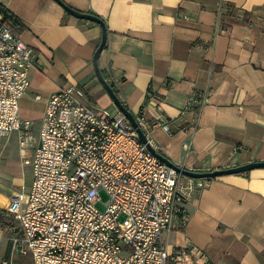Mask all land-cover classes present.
Here are the masks:
<instances>
[{"label": "crops", "instance_id": "0c3cea01", "mask_svg": "<svg viewBox=\"0 0 264 264\" xmlns=\"http://www.w3.org/2000/svg\"><path fill=\"white\" fill-rule=\"evenodd\" d=\"M60 2L104 21L98 67L128 110L168 125L151 131L158 153L197 172L264 161V0H0L33 51L19 116L34 121L35 142L48 97L64 87L82 88L91 107L119 110L95 76L101 27ZM194 92L208 98L198 114L186 108ZM30 101L40 108L28 118L21 104ZM9 135L0 140V264H33L10 253L17 222L3 210L28 192L34 148L23 158L19 132ZM184 209L187 224L178 216L162 232L170 256L264 264V168L207 179Z\"/></svg>", "mask_w": 264, "mask_h": 264}, {"label": "built area", "instance_id": "2783aa9c", "mask_svg": "<svg viewBox=\"0 0 264 264\" xmlns=\"http://www.w3.org/2000/svg\"><path fill=\"white\" fill-rule=\"evenodd\" d=\"M33 58L20 28L0 13V139L19 132L23 158L34 148L26 162L32 172L28 192L14 194L3 210L17 222L10 253L30 256L33 264H189L185 252L169 255L162 232L178 216L181 226L187 224L184 203L207 179L167 166L121 111L89 106L79 87L48 97L35 142L34 121L19 116ZM207 101L206 93L194 92L186 108L198 114ZM134 118L158 152L151 131L168 125L148 120L143 112ZM101 190L108 197L103 212L94 206L102 200Z\"/></svg>", "mask_w": 264, "mask_h": 264}, {"label": "water", "instance_id": "95a60500", "mask_svg": "<svg viewBox=\"0 0 264 264\" xmlns=\"http://www.w3.org/2000/svg\"><path fill=\"white\" fill-rule=\"evenodd\" d=\"M60 4L63 6V8L66 10V12L71 14L72 16L79 18V19H85V20L94 22L101 27V29H102L101 42H100V44H99L98 48L96 49L94 56H93V65H94L96 79L101 84V86L104 88V90L109 95V97L112 99L114 105L129 120L132 127L135 129L136 133L138 134L140 141L159 160H161L167 166L175 169L177 172L181 173L182 175L190 177V178H194V179H211V178H216V177H220V176H224V175L245 173V172L251 171V170L256 169V168H264V161L249 162L246 164L237 165V166L230 167V168H225V169H220V170H212V171H208V172L190 171V170L175 167V165L173 164V162L171 160H169L165 156L161 155L160 153H158L156 150H154L151 147V145L148 143V141L145 138L142 131L138 128L137 123H136L135 118H134V114L122 104V102L120 101V99L118 98L116 93L113 91V88L106 81V79L104 78V76L102 75V72L100 71V69L98 67V59H99V56H100V54H101V52L105 46L106 39H107V31H106V26H105L104 21L101 18H99L98 16H94L92 14L81 13V12H78V11H75V10L68 8L67 6L62 4L61 2H60Z\"/></svg>", "mask_w": 264, "mask_h": 264}, {"label": "rangeland", "instance_id": "374dc122", "mask_svg": "<svg viewBox=\"0 0 264 264\" xmlns=\"http://www.w3.org/2000/svg\"><path fill=\"white\" fill-rule=\"evenodd\" d=\"M40 108V104H38L37 102L34 101H30V103H26V104H21V109H22V114L28 116V118H30V116H32V114L35 115V113H38V109ZM11 136V135H9ZM9 136L3 137L0 140H3ZM99 196H100V201L95 202L94 206L96 207L97 210L103 212L106 208L105 206V202L108 200L107 195L105 194L104 191H99Z\"/></svg>", "mask_w": 264, "mask_h": 264}, {"label": "trees", "instance_id": "16d2710c", "mask_svg": "<svg viewBox=\"0 0 264 264\" xmlns=\"http://www.w3.org/2000/svg\"><path fill=\"white\" fill-rule=\"evenodd\" d=\"M0 13L3 15L4 17V21H11L13 22L14 24H16L18 27H20L19 23H18V20L16 19V17L13 15L12 12H10L5 6H3L2 4H0ZM113 88V86H112ZM113 91L116 93L117 95V90H114L113 88ZM103 92H105V90H103Z\"/></svg>", "mask_w": 264, "mask_h": 264}]
</instances>
